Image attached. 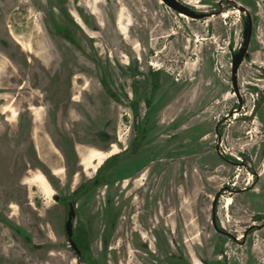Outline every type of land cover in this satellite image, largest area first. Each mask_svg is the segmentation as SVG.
<instances>
[{
  "label": "rangeland",
  "instance_id": "obj_1",
  "mask_svg": "<svg viewBox=\"0 0 264 264\" xmlns=\"http://www.w3.org/2000/svg\"><path fill=\"white\" fill-rule=\"evenodd\" d=\"M178 1L215 14L187 20L158 0H84L90 9L81 0H0V264H264V0ZM232 2L253 24L238 113L231 63L244 15ZM123 37L127 52L117 47ZM133 102L146 135L132 160L162 147L135 179L109 185L111 157L96 173L81 160L129 145ZM29 106L41 108L38 120ZM93 177L100 184L77 195ZM218 192L216 219L230 234L262 227L238 241L219 236ZM67 201L84 208L83 262L64 233Z\"/></svg>",
  "mask_w": 264,
  "mask_h": 264
},
{
  "label": "flooded vegetation",
  "instance_id": "obj_2",
  "mask_svg": "<svg viewBox=\"0 0 264 264\" xmlns=\"http://www.w3.org/2000/svg\"><path fill=\"white\" fill-rule=\"evenodd\" d=\"M159 3H162L160 0H158ZM64 2V0H63ZM80 5L85 8V9H90V6L88 4H85L84 0H81L80 2ZM92 6H91V10H92ZM180 15H183V14H179ZM71 16L73 17L75 23L77 26H79L83 31H85L87 33V35L92 38V36L90 35L89 33V30L87 29V27L84 25V23L81 21V19L79 18V16L76 14V13H72L71 12ZM185 16V15H184ZM182 17V16H180ZM184 18V17H182ZM184 19H189L191 20V18L185 16ZM146 29L144 27L142 28H139V31H141L142 33H144ZM114 36L117 38V36L114 34ZM124 39V42L120 41L118 42L117 39H115V41L118 42L117 44V47L118 49H120L121 51L122 50H126V52L128 51V47H129V41L128 39H126L125 37H123ZM15 42L21 46L22 49L26 50L27 52L29 53H32V54H36L31 46L25 44V43H22L20 40L18 39H15ZM114 41V42H115ZM24 45L28 46V49H25L24 48ZM133 49L135 50V52L137 51V48L133 47ZM114 55V52H112V57ZM114 58V57H113ZM112 58V59H113ZM88 68V67H87ZM102 80H104V75H102ZM74 78H77V77H74ZM144 105L146 106L147 104V101L144 100L143 101ZM9 110H11V107L10 105L8 106H5L3 108V112H9ZM29 110L31 111V114L34 116V118L36 120H38L40 118V115H41V108H38V107H35V106H29ZM131 114L133 116V126H134V129H133V138L131 140V142L129 143L128 146H126L125 148H123V150H118L117 146L113 143H110V151H100V150H88L86 153H85V158L83 159L82 155V160H81V164L82 166L84 167V171L85 170H90L92 171L93 173L97 171V169L103 164H109L110 167H111V170H110V174H109V185L113 184V185H117L119 182H122V181H126V180H131V179H135V177L138 175V174H141L142 170H144L145 168H147V166H149L151 163L154 162V159L157 157V154L159 153L160 151V147H162V145L160 146H151L150 149H153V150H150V152H147V153H144L145 157L143 158L144 160H132V158H137L136 156L139 155V151L142 150L143 146L141 145L142 141L145 140V135H146V129H144V122H145V117H146V114H144V116L142 118H140V108L138 107L137 105V102H133V104L131 105ZM3 112L2 115L4 114ZM3 121H7V117L6 116H3L2 117ZM113 145V146H112ZM145 147V146H144ZM79 148L81 147H78L77 148V151L79 152ZM82 149V148H81ZM98 152H104V153H111L109 154V156H107V158H105L104 160H102L100 163H98L97 160L94 159L96 153ZM125 153L124 155L122 154H118V153ZM80 153V152H79ZM111 155V156H110ZM142 155H139V157H141ZM110 159H109V158ZM109 159V160H108ZM95 160V161H94ZM106 160H108L107 162H105ZM131 160L132 162H130L131 164L129 166H124V167H121L119 169H116V165L117 164H122V163H127V161ZM105 162V163H104ZM61 169V168H60ZM62 170V169H61ZM52 171V174H54L53 170ZM36 175V174H35ZM35 175L33 178H35ZM62 175V174H61ZM60 175V176H61ZM43 176V181L45 183V186L44 187H40L39 185H37L43 195L46 197V198H49L52 196V191H51V188L49 186V183L46 179V177L42 174ZM57 176V175H55ZM92 183L89 187H85L83 186L82 184L77 188L76 190V194H83L85 191L86 193H88L90 191L89 188H92L91 190H94V188L97 187V183H99V180L96 178V177H93L92 179ZM27 181H25L26 183ZM100 184V183H99ZM48 191V193L46 194L45 191ZM74 193V192H73ZM85 193V194H86ZM83 196V195H82ZM62 201V198L59 197V200L58 201H55V202H61ZM71 202V201H67V204H66V209H67V212H68V203ZM74 207L76 208V204H74L73 202H71ZM217 203V202H216ZM231 202L228 201L227 202V205H230ZM216 206L215 205V225H216V228L213 226V223H212V217H211V225H212V228L214 229V231L219 235V236H225L227 237L229 240H232V241H238L239 239H245L248 234H250L251 231H249L247 233V235H244L246 230L244 231V233L242 234V236L239 237H235L233 236L232 234H230L227 230H225V228H223V225L221 223H218L217 222V219H216ZM84 208L82 209H79V210H75V218L73 219V226H74V221L75 219L78 217L79 221L81 223H78V227L80 229V233L79 235H74L73 233V240L74 242L76 243L78 249L80 250L81 252V255L78 256L80 258V260H82V262L84 261L83 258H84V254L87 251L88 249V243L86 242V239H87V234H86V231H85V227H86V222L83 218V215H84ZM262 216V215H261ZM83 218V219H82ZM264 218H260L259 220H262ZM258 220V219H257ZM65 233V232H64ZM66 236V235H65ZM67 238V237H66ZM142 238L146 239V237L144 236V234L142 235ZM236 239V240H235ZM68 241V240H67ZM70 246V245H69ZM73 251V250H72ZM76 256V255H75ZM128 264H134V262H132V260H129ZM193 264H200L198 262V260L194 259L193 260Z\"/></svg>",
  "mask_w": 264,
  "mask_h": 264
},
{
  "label": "water",
  "instance_id": "obj_3",
  "mask_svg": "<svg viewBox=\"0 0 264 264\" xmlns=\"http://www.w3.org/2000/svg\"><path fill=\"white\" fill-rule=\"evenodd\" d=\"M160 1L167 8L174 11L175 13L183 14V15H185L191 19H195V20L204 19V18H207V17L215 14V13L206 14V13H202V12H196V11L190 9L189 7L183 5L178 0H160ZM232 4L241 14L244 15V17H243V19H244V30H243L242 46L238 50V52L233 55L232 63H231V83H232L233 91L238 98V106L235 110L238 113L241 110L242 100L239 96L237 73H238V69H239V66L241 65L242 61L248 57L247 50H248V46H249L250 39H251L253 24H252V20H251L249 14L247 13V11L242 6H235V4L233 2H232ZM63 35H64L63 33H60V36H63ZM219 195H220V192H218L215 195V197L213 199V203L211 205L212 223H213V226L215 228H216V225H215V205H216V202H217ZM53 199H54V201H58L59 196H54ZM74 218H75V207L71 202H69L68 203V212H67L66 220L64 223V232H65V235L67 237L70 248L73 250V252L75 253L76 256H80L81 252L78 249L76 243L74 242V240L72 238V236H73V219ZM263 218H264V216H263ZM255 227L261 228L262 226H255L253 224L247 228L244 235H247V233Z\"/></svg>",
  "mask_w": 264,
  "mask_h": 264
},
{
  "label": "bare ground",
  "instance_id": "obj_4",
  "mask_svg": "<svg viewBox=\"0 0 264 264\" xmlns=\"http://www.w3.org/2000/svg\"><path fill=\"white\" fill-rule=\"evenodd\" d=\"M180 16H182V17L185 18L184 15H180ZM112 146H113V145H112ZM109 151H110V150H109ZM109 154H111V153L98 152V153H96L94 159L97 160L98 163H100L102 160H104L105 158H107V156H109ZM110 156H111V155H110ZM84 158H85V157H84ZM108 158H109V157H108ZM95 160H94V161H95ZM102 162H103V161H102ZM56 174H57V176H59L60 172L56 171L55 175H56ZM40 178H41V177H40Z\"/></svg>",
  "mask_w": 264,
  "mask_h": 264
},
{
  "label": "crops",
  "instance_id": "obj_5",
  "mask_svg": "<svg viewBox=\"0 0 264 264\" xmlns=\"http://www.w3.org/2000/svg\"><path fill=\"white\" fill-rule=\"evenodd\" d=\"M80 151H81V149L79 150V152ZM51 170H53L54 174L56 173V171L60 172L59 176L62 174V170L59 167L51 166ZM33 179H35V182L41 181V179H43V176L41 173H36L35 178H33ZM28 183H29V181L26 182V184H28ZM45 188H46V186H45Z\"/></svg>",
  "mask_w": 264,
  "mask_h": 264
},
{
  "label": "trees",
  "instance_id": "obj_6",
  "mask_svg": "<svg viewBox=\"0 0 264 264\" xmlns=\"http://www.w3.org/2000/svg\"><path fill=\"white\" fill-rule=\"evenodd\" d=\"M227 3V2H226ZM263 218V216H259L258 219ZM75 258L80 261V258L78 256H75Z\"/></svg>",
  "mask_w": 264,
  "mask_h": 264
}]
</instances>
